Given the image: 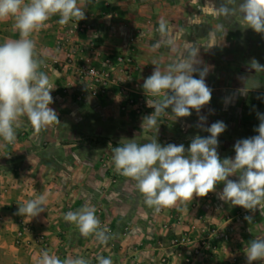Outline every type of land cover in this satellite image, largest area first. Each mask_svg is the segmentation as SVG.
I'll use <instances>...</instances> for the list:
<instances>
[{"label": "crops", "instance_id": "1", "mask_svg": "<svg viewBox=\"0 0 264 264\" xmlns=\"http://www.w3.org/2000/svg\"><path fill=\"white\" fill-rule=\"evenodd\" d=\"M124 1L135 5L138 10L146 6L145 2L139 3L145 0ZM201 1L202 5L195 4V0L191 4L189 0H165L161 5L162 11L157 6L158 9L151 14L154 18L152 22H156L154 26H158L160 32L147 41L148 49H144L139 58L144 65L145 60H149L152 72L155 67L166 72L183 60L193 59L200 61L195 65L198 69H209L205 82L212 90V97L199 113L193 109L190 116L176 118L171 107L166 111L176 118L181 132L192 131L201 137L210 135L206 129L212 123L222 121L226 129L218 136L217 152L223 160L235 157L234 145L238 140L258 134L255 129L264 115V88H254L253 77L256 75L249 61L256 58L252 51L253 44L261 42L253 35L249 38L230 36L226 42L219 38L218 31L217 36L214 32L205 31L206 24L214 23L212 30H217L222 22H226L219 16L221 6L216 0L198 2ZM226 17L224 14L223 18ZM230 17L231 26L236 23V13L228 14L227 18ZM176 27L182 34L184 32L182 36L173 35ZM115 34L124 43L128 30L121 27ZM237 41L240 46L242 44V49L234 46ZM194 50L199 51V56L195 55ZM261 57L264 59L263 54ZM194 76L199 78V73H194ZM258 78L262 80L264 74ZM254 93L262 95L259 113L254 112ZM201 116L205 118L203 121L200 120ZM150 133V142L161 140L160 128L154 127ZM92 141L114 147L123 146L114 145L108 137L102 136L92 137ZM188 147L185 146L186 149ZM2 166L0 164V168ZM6 170H0V264H38L44 251L62 261L83 258L87 264H99L98 257L109 258L112 264H185L183 259L190 257L194 242L203 236L205 230L202 228L210 222L216 224L211 239L216 247L215 253L205 262L196 259L190 264H247L245 251L248 242L264 239V215L258 210L249 212L219 199L223 182L216 186L209 200L195 197L184 205L177 204L158 211L146 204L133 179L119 180L106 192L89 197L84 190H89L91 183L85 178L81 182H74L58 177L41 187L39 180L26 179L27 174L23 176L17 172L8 173V168ZM46 179L42 182H47ZM229 179L235 180L237 177ZM45 187L58 190L48 191ZM63 187L74 191L66 196ZM83 187L85 189L81 191ZM40 196L45 198L43 212L33 218L19 215L28 223L30 232L18 242L15 236L18 227L10 212L18 211L19 205ZM85 207L94 210L100 222L97 232L104 233L103 239L96 233L86 237L81 235L75 223L64 219L67 212H77ZM199 216L203 218L201 222L204 225L194 218ZM245 216H251V219L247 221ZM185 232L194 237L193 244L178 248L170 243ZM254 264L264 262L256 261Z\"/></svg>", "mask_w": 264, "mask_h": 264}, {"label": "rangeland", "instance_id": "2", "mask_svg": "<svg viewBox=\"0 0 264 264\" xmlns=\"http://www.w3.org/2000/svg\"><path fill=\"white\" fill-rule=\"evenodd\" d=\"M164 1H141L139 3L145 2L146 6L138 10L135 5L122 0H78V5L85 11V19L71 20L67 25H60L57 23L60 17L55 15L46 22L44 28L32 34L30 38L35 42L36 56L43 62L40 70L47 73L56 85L51 92L54 102L50 107L58 114L59 122H54L37 133L26 116L20 117L14 125L15 142L9 144L0 137V164L3 165L0 170L5 172L8 168V173L17 172L23 176L27 174L26 179L39 180L41 187L58 177L74 182H81L85 178L91 184L90 187L87 185L89 190L83 187L81 191L85 189L89 197L106 192L111 185L128 178L115 169L114 146L96 143L92 141V137H108L114 145L129 142L142 145L150 142V130L141 128L142 118L154 112V108L150 106L162 97L144 93L142 85L144 79L151 75L152 68L148 59L144 65L139 57L144 49H148L147 41L160 32L158 26H154L156 22H152L154 18L151 13L158 8L162 11ZM192 1L189 0L188 3L191 4ZM198 1L195 0V4L202 5V1ZM216 1L221 7L233 9L237 16L236 23L230 26L231 17L227 18V15L223 18L224 13L220 12L219 16L226 24L222 22L221 28L212 30L215 25L211 22L206 24L204 30L214 32L215 36L220 34L219 38L226 42L230 36L249 38L253 35L261 44L254 43L252 51L255 59L264 65L261 57V54L264 55V34L247 28V23L238 11L241 0ZM135 9L138 11L135 12ZM13 24L14 20L11 18L0 22V43L19 39V33L13 28ZM121 27L128 30L124 43L115 34ZM173 31L176 37L184 34L179 27ZM234 46L242 49V44L240 46L238 41ZM68 54H71L70 58ZM81 65L94 67L105 85L102 88L92 87L88 80L82 79L76 70ZM254 74V88H264V78L260 81L258 78L264 71L254 70ZM157 127L161 132V140L157 142L162 146L170 143L189 146L197 136L192 131L181 132L176 118L170 113L161 114ZM14 163L17 164L12 166ZM43 179L47 182H42ZM45 189L58 190L54 187ZM63 190L66 196L74 191L68 187H63ZM211 195L212 192L203 199L209 200ZM12 213L17 211L10 212L13 219ZM194 218L199 223L203 221L198 217ZM13 221L19 230L18 224L14 219ZM178 223L181 221L178 220ZM215 227L216 224L211 222L206 224L202 228L205 230L204 234L198 240L211 234ZM182 236L194 240L187 232ZM179 238L172 239L170 243H175ZM16 240L22 241L17 237ZM198 240L194 242V247ZM180 247L182 246H178Z\"/></svg>", "mask_w": 264, "mask_h": 264}, {"label": "clouds", "instance_id": "3", "mask_svg": "<svg viewBox=\"0 0 264 264\" xmlns=\"http://www.w3.org/2000/svg\"><path fill=\"white\" fill-rule=\"evenodd\" d=\"M225 15L233 9L222 6ZM238 11L254 32L264 34V0H241ZM59 15L60 25L71 20L85 19V11L78 0H0V22L14 20L13 28L19 39L0 43V137L6 143H14V125L20 117H27L35 132L59 122L58 114L50 107L54 102L51 92L55 84L47 73L41 71L42 61L37 58L35 42L30 37L46 26L51 17ZM199 56V51L194 50ZM200 61L183 60L166 72L155 67L144 79L146 95L162 97L153 106L154 112L142 118V130L157 127L161 114L168 115L171 107L176 118L188 117L191 110L198 113L212 97L205 77L208 68L195 67ZM255 71H264V65L255 58L250 61ZM199 73V78L194 73ZM205 118L200 117L203 121ZM159 128V127H158ZM226 129L222 121L206 129L207 137L195 136L186 149L183 144L162 146L157 139L138 145L129 142L113 149L115 169L123 176L136 181L138 190L149 206L158 211L184 205L195 197H206L216 191L223 182L219 199L246 211H260L264 215V115L250 138L238 140L234 145L235 157L221 160L217 152L218 136ZM235 176L237 179H229ZM44 196L19 205L17 215L36 217L45 210ZM64 219L75 223L81 235L96 233L99 220L94 210L87 207L77 212L69 211ZM251 216H245L249 221ZM245 251L247 264L264 262V239H252ZM99 264H112L109 258L98 257ZM38 264H87L83 258L60 260L47 251L42 253Z\"/></svg>", "mask_w": 264, "mask_h": 264}, {"label": "built area", "instance_id": "4", "mask_svg": "<svg viewBox=\"0 0 264 264\" xmlns=\"http://www.w3.org/2000/svg\"><path fill=\"white\" fill-rule=\"evenodd\" d=\"M68 58L71 57V54L67 55ZM77 74L84 79L88 80L91 83L92 87L102 88L105 85V82L100 79L99 73L96 71L94 67L81 65L76 68ZM244 215V214H242ZM13 219L19 226V230L16 234L18 240H23V238L29 234L30 228L29 225L24 222L16 213H12ZM199 220H203L200 216L198 217ZM213 231L207 237L201 238L198 240L197 245L192 248L190 257L184 258L185 264L194 263L196 259H201L204 262L209 260V256L212 253H215V245L212 243ZM193 244V241L189 240L186 236H182L179 238L175 243L174 246H182L186 247ZM208 264V263H207Z\"/></svg>", "mask_w": 264, "mask_h": 264}, {"label": "trees", "instance_id": "5", "mask_svg": "<svg viewBox=\"0 0 264 264\" xmlns=\"http://www.w3.org/2000/svg\"><path fill=\"white\" fill-rule=\"evenodd\" d=\"M253 98H254V105H255L254 112L259 113L262 107L261 103H259V100L262 98V95L259 93H254Z\"/></svg>", "mask_w": 264, "mask_h": 264}]
</instances>
